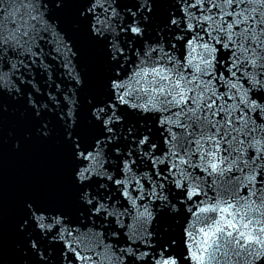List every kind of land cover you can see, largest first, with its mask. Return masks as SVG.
Wrapping results in <instances>:
<instances>
[{
  "label": "snow or ice",
  "instance_id": "6c2138e0",
  "mask_svg": "<svg viewBox=\"0 0 264 264\" xmlns=\"http://www.w3.org/2000/svg\"><path fill=\"white\" fill-rule=\"evenodd\" d=\"M145 41L185 81L189 43L212 49L192 90L159 110L121 105L113 87L135 60L129 45L143 55ZM9 123L20 135L0 143L48 146L52 182L23 200L19 260L0 206V264H264L258 234L197 231L217 203L256 205L264 220V0H0V130Z\"/></svg>",
  "mask_w": 264,
  "mask_h": 264
},
{
  "label": "clouds",
  "instance_id": "9594fccd",
  "mask_svg": "<svg viewBox=\"0 0 264 264\" xmlns=\"http://www.w3.org/2000/svg\"><path fill=\"white\" fill-rule=\"evenodd\" d=\"M92 10L95 11V5H93ZM81 15H84V13H81ZM109 19H111V15L109 16ZM102 20L103 16L100 17L99 21L94 20V24L99 23ZM144 43L145 50L143 55L140 54L139 47H137L135 51H132V46L131 44L129 45V55L125 56V60H131L133 57H135V60L133 63L128 64L126 77L122 79L118 85H116L115 82L113 83L114 88L124 89V92L120 95L119 103L121 105L128 104L129 108H137L141 111L159 110L160 104L163 103L161 100V97L163 96H171L173 102L177 101L178 96L181 98L186 96L187 92L192 90L191 81L196 79V74L202 69L208 67V63L203 61L201 57L205 54L212 53V49L205 45L198 46L195 42L189 43L190 51L185 57L186 63L184 64V67H191L193 76L185 81L183 70L179 73L176 71L179 66V61H175L172 67H168L169 62L167 60H165L164 63H160L162 59L161 52L158 51L156 57L151 56V52L162 48V45L153 44L151 47H148V42L145 41ZM118 50L123 55L124 50ZM172 59L175 60L174 57ZM117 74H119V70H117ZM197 82L200 83L199 81ZM205 91H208L207 86H205ZM93 112H95V109H93ZM114 114L115 113L113 112V115ZM105 123H107V121H105ZM13 147H15V145H13ZM79 175L80 174L78 173V176ZM128 183H131V180H129ZM137 187H140L139 184ZM153 191H155L154 188ZM124 192L127 193V184L125 185ZM142 198V195L137 197V199ZM128 199L131 204L135 205V201L131 200L130 195L128 196ZM200 211H215L217 213V219L206 225L204 229H199L198 227V233H201L202 235H212L214 238L215 231L221 230L224 226H230L232 230L239 227L241 235H244L246 239L249 241H256L258 234L257 246L264 245V220L258 218L254 219L252 217L253 211L259 216L260 209L258 206H245L241 209H237L235 214H231L230 212L225 211L221 205L217 203V205L212 208L201 209ZM244 213H247V221H245ZM139 214L143 216L145 222H147L149 218L148 210L141 209ZM226 216L228 217L227 219H225ZM237 216H239L240 219L237 220ZM233 221H235V224L232 223ZM257 225H260V227L258 228ZM21 230L23 229L21 228ZM200 239L201 235H197L195 238L197 245H199ZM25 264H27V262H25ZM169 264H171V261H169Z\"/></svg>",
  "mask_w": 264,
  "mask_h": 264
},
{
  "label": "water",
  "instance_id": "95a60500",
  "mask_svg": "<svg viewBox=\"0 0 264 264\" xmlns=\"http://www.w3.org/2000/svg\"><path fill=\"white\" fill-rule=\"evenodd\" d=\"M9 131L13 132L14 137L18 134V130L16 128H13V131H12V128L8 127V128H6V130L4 132H1L0 139L6 137L7 136V133ZM11 148H12V141L11 140H8L7 143H0V151L3 150V151L8 152ZM40 152H43L46 155V154H49V152H51V149L50 148H46V149H43ZM13 155L16 157V159H20V158H22L23 152H21V151H19V152L18 151H14ZM2 194H4V191L0 188V196ZM8 216H6V217H8ZM10 216L12 218L13 215H10ZM19 217H21V216H19ZM13 221H14L13 224H10L11 223L10 222V223L6 224L7 226H4V228H3L5 242H6L8 251H9V257H15L14 255L18 253V252H15L14 251L15 250V246L17 244H19V243H22V238L20 236H18L17 233H16V231H15V225L19 222V219H17L16 216H15L13 218ZM177 228H178V226H177ZM9 233H11V234L14 235V237H15L14 241L16 242L15 245H13V237L12 236H8ZM177 251L182 254L181 251H179V250H177ZM19 259H20V257H18L17 260H19Z\"/></svg>",
  "mask_w": 264,
  "mask_h": 264
}]
</instances>
